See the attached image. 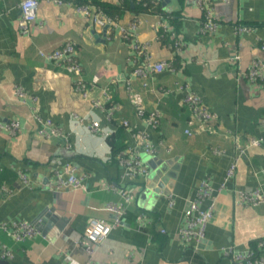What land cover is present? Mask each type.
Here are the masks:
<instances>
[{
  "label": "crops",
  "instance_id": "crops-1",
  "mask_svg": "<svg viewBox=\"0 0 264 264\" xmlns=\"http://www.w3.org/2000/svg\"><path fill=\"white\" fill-rule=\"evenodd\" d=\"M21 1L0 0V255L2 248L11 254L0 264H232V254H245L264 238V202L240 204L241 191L264 189V142L247 147L250 138L264 139V84L245 75L253 61L264 64V0H153L164 15L125 12L109 29L76 13V0H38L26 34L19 30ZM206 13L217 22L214 31H203ZM132 22L133 41L121 35ZM66 42L75 44L85 97L74 92L72 74L40 55ZM133 42L148 43L151 59L170 68L135 75L145 58L132 50ZM185 90L215 115L206 131L190 124ZM135 97L142 115L133 107ZM152 112L154 127L147 122ZM10 121L19 125L15 135L5 128ZM48 121L61 134L45 140L38 132L52 129ZM92 121L97 132L89 129ZM136 131L155 152L140 155L146 176L129 179L118 156L138 148ZM235 159V173L226 179ZM66 166L82 186L50 190L45 184L54 180L52 170L66 178ZM202 180L213 188V200L202 208H214L195 250L180 240L179 229ZM108 204L124 208L122 224L90 256L78 238L90 219L113 222ZM40 215L49 227L45 234L35 226ZM19 221L36 234L15 241L2 228Z\"/></svg>",
  "mask_w": 264,
  "mask_h": 264
},
{
  "label": "built area",
  "instance_id": "built-area-1",
  "mask_svg": "<svg viewBox=\"0 0 264 264\" xmlns=\"http://www.w3.org/2000/svg\"><path fill=\"white\" fill-rule=\"evenodd\" d=\"M56 3L62 4V1L55 0ZM38 7V0H22L18 9L20 12L19 17V30L21 33L26 34L28 32V26L30 23L36 20V11ZM76 13L82 15L84 19L93 26L109 29L116 25V21L106 15L100 8L91 4H77L75 7ZM136 22L131 23L128 30H121L123 38L134 40L136 35ZM216 21L212 18L209 13H206L203 21V31L211 32L216 29ZM164 28V27H163ZM165 29V28H164ZM238 30H247V28H238ZM181 46L180 42L174 43V47L178 50ZM148 43H132V50L136 54H142L144 56V63L142 66L134 70L135 75L145 76L147 73H160L165 68H170L171 63L167 61L155 62L151 59L147 53ZM40 55L49 61H55L61 67L65 68L70 74L75 77L74 92L83 97L87 96V88L82 81V70L76 59V48L72 42H66L60 48H56L49 52H41ZM231 60H238L237 56L231 57ZM246 78L251 83H263L264 84V64L259 61H253L247 72L245 73ZM19 97L23 96L20 89H17ZM183 104L191 109L192 119L190 124L198 125L197 131H206L209 124L213 123L216 119L215 115L207 109L202 103L201 99L194 93L185 90ZM133 107L138 115H142L143 109L141 108L140 101L138 98L132 100ZM156 113L152 112L149 114L147 122L151 126L157 124L155 119ZM48 126H52L51 123L47 122ZM126 125V123H125ZM264 128V120L262 121ZM10 135H15L19 132V125L16 121H10L5 125ZM89 129L93 132H97L98 124L92 121ZM193 131L189 129L185 131L187 135H192ZM39 136L45 140L50 139L52 136H58L61 134L60 130L52 126V129L48 132L41 130L38 132ZM133 139L136 141L138 148H127L121 152L118 156L119 163L124 167L126 177L129 179H135L137 177H144L147 174V168L144 166L140 155L141 153L146 155H152L155 152L154 147L146 139V135L140 131L132 133ZM264 142V139L250 138L247 142V147L258 146ZM243 153V149L240 150V156ZM237 166V159L229 166L226 179L232 177L235 173ZM54 173V180L46 183L45 185L52 191H63L64 189H78L82 186V178L76 177L73 174V169L69 166L64 168V173L67 177L64 178L62 173L59 171L52 170ZM264 173V168H263ZM19 178L22 183L27 186L30 185L27 176L24 173L19 174ZM213 188L207 182L202 180L197 187L196 195L193 199L189 200L183 213L182 225L179 229L180 240L189 245L194 243V249L198 250V246L204 240V233L207 224L213 217V203H211L206 209L202 208V203L206 200H213ZM124 201L128 202L131 197L124 195ZM264 202V189H253L250 191L240 192V204L246 206H258ZM172 205V201H169V206ZM106 210L114 214L113 222H107L105 220L90 219L85 226V229L81 236L78 238V244L88 254L93 255L95 247L100 245L110 234L113 227L122 224V215L124 214V208L115 204H108ZM3 229L9 230L11 236L15 241H24L28 238L33 237L36 234L34 227L26 222H12L2 226ZM164 232V230H161ZM224 252L230 253V250H224ZM264 238H259L255 241L254 247L249 249L245 254H232V264H264ZM11 254L6 249L2 248L0 259H9Z\"/></svg>",
  "mask_w": 264,
  "mask_h": 264
},
{
  "label": "trees",
  "instance_id": "trees-1",
  "mask_svg": "<svg viewBox=\"0 0 264 264\" xmlns=\"http://www.w3.org/2000/svg\"><path fill=\"white\" fill-rule=\"evenodd\" d=\"M89 1L90 3L88 4L100 8L106 15L111 17L116 22L117 19L121 17L125 12H132L135 15L141 13H153L155 15H164L163 9L160 7L159 3H156L153 0H119L118 4H108L99 0ZM76 3L79 5L85 4L84 0H76ZM158 33L160 40L162 42L166 41V32H164L163 29H159ZM254 243L252 247H254Z\"/></svg>",
  "mask_w": 264,
  "mask_h": 264
},
{
  "label": "water",
  "instance_id": "water-1",
  "mask_svg": "<svg viewBox=\"0 0 264 264\" xmlns=\"http://www.w3.org/2000/svg\"><path fill=\"white\" fill-rule=\"evenodd\" d=\"M164 1H165V2H168L169 0H164ZM45 212H46V210L43 212L44 215H45ZM40 218H41L42 222H41V223H38V224H35V226L38 227V228H41V230H42L43 233L45 234L46 231H47V229H48L49 227H48V226H43V219H44V216L42 217V216L40 215ZM54 219H55V218H54Z\"/></svg>",
  "mask_w": 264,
  "mask_h": 264
}]
</instances>
